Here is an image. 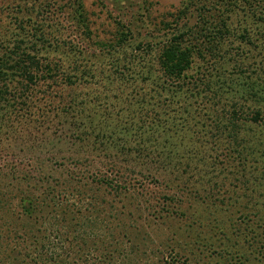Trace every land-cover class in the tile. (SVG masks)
<instances>
[{"label": "trees", "instance_id": "1", "mask_svg": "<svg viewBox=\"0 0 264 264\" xmlns=\"http://www.w3.org/2000/svg\"><path fill=\"white\" fill-rule=\"evenodd\" d=\"M64 1L69 3L74 21L83 29L88 40L92 41L84 0ZM23 2L24 7L35 10L30 13L28 21H21L22 25L30 23L40 13H51L60 0ZM221 2L224 6L228 5L227 10L223 8L218 14H211L210 7L201 8L203 11L194 25L180 23L183 18H188L190 12L189 8H185L186 10L180 12L183 16H178L176 26L171 28L174 30L171 35L167 34L163 41L156 43L149 33L145 38H149L150 43L140 42L136 48L137 53L130 56L116 55L119 51H125L134 39L132 30L125 26L121 27L114 45L95 43L100 53H115V56H83L81 50L71 43L59 48V51L64 49L63 53L66 55L35 56L32 54L34 50H22L27 41L24 39L18 40L16 51L0 56V112H7L3 118L12 124L16 121L27 125L36 121L39 116L36 122L41 124L48 119L45 115L49 110L55 111L54 119L59 124L72 125L69 131L73 132V136L75 132L76 137L71 140L82 152L77 158L82 162V167L77 172L63 168L49 171L44 167L31 172L19 166H0V264H73L67 256L57 262V257L50 254V233L46 228L52 220L57 219V225H66L71 217L72 220H77L78 216L81 218L83 215L84 220L89 222L99 207L104 208L101 210L105 215L102 221L108 222L105 228L113 235H110L113 239L106 246L113 251L108 253L106 249L108 255L103 257L105 261L112 262V254L120 253L123 248L118 237L121 233L123 238L125 234L128 235L123 228L126 227L125 222L136 224V216L145 209L143 203H136L138 196L142 197L138 178L140 174L127 173L124 165L132 164L137 159H151V163L160 165L161 175L171 169L180 183L176 185L175 195L165 199L178 204L176 195L186 189L185 182L191 181V165L195 158L192 151H186L185 147L204 141L198 137L193 140L192 136L187 138L185 135L191 123L200 116L198 111L209 103L215 109L213 115L216 118L223 116L214 121L212 129L207 132V144L203 146L210 145L219 151L224 148L223 150L232 155L238 154V159H242L238 162V167H243L244 170L249 157L264 158V152H260L259 146L257 151L252 152L251 148L250 151L243 149L248 144L254 146V141H251L252 134L258 131L264 134V80L243 73L230 80L227 86L225 80L220 79L221 84L216 89L211 81L212 74L190 75L196 58L213 64L221 61L220 56L228 54L231 39L247 45L254 42L250 35L237 36L229 27V16L225 14L230 13L227 12L230 8L236 10L239 3L236 0ZM259 14L256 12L254 15L257 17ZM260 15L264 19V12ZM46 22L44 19L34 24L32 22V26L27 24L25 28L33 33L38 43H52L48 37L50 34L47 32ZM28 41L33 42L31 38ZM145 47L149 49L146 51ZM35 86L56 89V96L42 89L45 92L44 98H39V104L35 106L38 103L34 98ZM92 88L102 91V94L107 92L113 95L111 98L125 107L123 110L127 111L126 108L136 106L131 111L134 114L133 122L126 124L125 120L121 128L117 126L112 132L96 134L93 115L89 116L87 113H97V107L100 106L97 103L101 102L102 96L83 93L84 90ZM24 89L26 93L22 95ZM78 89L82 93L77 92ZM209 94L212 95L210 99ZM111 107L115 108L113 105ZM179 124L183 129L179 128ZM179 130L184 135L178 136V141H174L172 133ZM225 132L229 133L227 139L222 137ZM248 132L251 133L250 141L243 140L241 136ZM88 134L95 135V139ZM173 142L178 144L177 148H184L183 154H180ZM224 143H227V147L221 145ZM230 158L232 160H227L229 163L236 162V159L233 160L231 156ZM56 173L66 176L63 183L57 184L53 181L57 178ZM148 173L152 179L158 176L151 171ZM77 177L78 182L75 183ZM211 177L205 180L207 186L214 182ZM204 188L209 195L213 193ZM190 191L191 194L200 195V191ZM98 193H103L104 199L101 202L97 197L94 198ZM71 196L78 198V204L74 207L69 202ZM88 197H92L91 203L85 208L81 204ZM170 202H163L165 213L179 214L178 208H174ZM116 221L123 223L118 232L119 236L114 232L119 229L112 226ZM262 225L263 223L260 224ZM254 231H243L237 238L244 243H250L249 235H253L258 250V245L261 244ZM219 236L230 241L229 247L232 249L239 243L226 232L219 233Z\"/></svg>", "mask_w": 264, "mask_h": 264}, {"label": "rangeland", "instance_id": "2", "mask_svg": "<svg viewBox=\"0 0 264 264\" xmlns=\"http://www.w3.org/2000/svg\"><path fill=\"white\" fill-rule=\"evenodd\" d=\"M236 1L239 3L236 10L230 8L227 11L230 13L225 14L229 16L227 17L229 27L235 34L237 33V36L250 35L253 44L249 45L248 42V45L241 44L240 41L231 39L229 50L227 49L228 54L220 56L221 61L213 64L196 58L190 73L195 76L212 74L211 81L216 85V89L221 84L220 79L225 80L227 86L237 75L243 73L264 80V19L263 15H260L264 12V0ZM84 4L92 41L88 40L83 29L74 21L73 11L69 10L67 1L60 0L54 5L52 12L46 14L47 16L40 13L36 19L33 17V21L22 25L21 21L26 22L35 9L24 7L23 0H0V56L16 51L17 42L21 39L27 40L22 50L29 52L34 50L32 54L35 56L66 55L63 53L64 49L59 51V48L70 43L77 46L83 56H115V53L113 55L100 53L95 43L114 45L122 26L132 30L134 39L125 51H119L116 55L130 56L132 53H137L136 48L140 42L146 44L150 41L149 38H145L149 33L156 43L163 41L167 34L171 35V32H174L171 28L176 26L178 16H183L180 12L186 10L185 8H189L190 12L188 18H183L180 23L190 25L197 23L198 16L203 11L201 8L210 7L211 14H218L223 8L225 10L228 8V5L224 6L221 0H84ZM21 11L23 13H20ZM256 12L258 14L260 12L257 17L254 15ZM43 19L47 21V32L50 34L48 37L52 43L36 42L33 33L25 29L27 24L41 22ZM30 38L32 43L28 41ZM146 47L144 49L147 51L149 48ZM135 56L139 55L135 54ZM42 89L56 96L54 93L56 89L35 86L34 98L38 102L35 106H38L39 98H44L45 92L43 93ZM80 89L77 92L82 93ZM101 92L96 88L86 89L83 92L87 95L94 93L93 96L98 94L102 96L101 102L97 103L100 105L97 107L98 114L90 110L92 113H87L89 116L93 115L96 134L112 132L117 126L121 128L125 120L126 124L133 122L132 112L137 108L136 106L126 108L127 111L123 110L125 107L114 102L115 99L111 98L113 95ZM21 93L24 95L26 89ZM211 96L209 94V99L212 98ZM112 105L115 108L111 107ZM214 110L212 103H209L207 107L198 111L200 116L191 123L185 135L187 138L192 136L193 140L198 137L204 141L201 144L185 147L186 151H192L195 158L191 165L193 170L190 173L191 181L189 183L183 181L187 184L186 189L180 195H176L178 198L176 202L181 206L165 199L175 195L176 185L180 183V180L172 174V170L168 169L169 171L161 175L160 165L151 163V159L148 161L137 159L132 164L124 166L127 173L140 174L138 178L142 187L140 189L142 197L138 196L136 203H143L145 209L136 216L138 218L136 224L125 222L126 227L123 228L127 230L128 235L125 234L124 238L123 233L121 236L118 234L123 223L113 222L112 226L119 229L114 232L119 236V244L123 247L121 252L112 254L114 258L112 262L104 260L103 255L106 256L107 252L113 251L112 248H106L109 240L113 239L110 235H113L105 228L108 222L102 221L105 216L102 212L104 208L99 207L98 212L89 222L84 220V215L81 218L76 216L77 220H72L71 217L66 225L62 223L57 225V219L49 222L46 228L50 233L49 252L57 257V262L67 256L73 264H264V158L251 155L244 170L243 167H238L242 161L238 159V154L232 155L227 150H223L224 148H220L219 151L210 145L203 146L207 144L205 140L209 137L208 130L212 129L214 121H218L223 116L216 118L213 115ZM6 114V111L0 112L1 167L19 166L31 172L42 167L49 171L60 168L75 172L80 170L82 162L77 158L82 152L71 140L76 137V133L74 132L75 136H73V132L69 131L71 124H59L54 119L55 111L49 110L45 115L48 119L41 124L36 122L39 120L38 116L36 121L27 125L16 121L15 124L7 122L3 118ZM224 118L227 120L226 117ZM179 128L183 129L181 124ZM228 134L225 132L222 137L227 139ZM182 135L184 133L181 130L172 133L174 141H178V136ZM88 136L95 139L93 134ZM122 136L124 138V135ZM252 137L254 146L247 143L248 145L243 149L250 151L251 148L252 152V150L257 151L259 146L260 152H264V134L258 131L252 134ZM241 138L250 141L251 133H245ZM221 145L227 147V143ZM175 147L177 148L178 144ZM177 149L180 154L184 153V148ZM230 156L234 158L233 160L236 159V162L229 163L227 160H232ZM60 164H63L62 167ZM149 171L158 176L152 179ZM179 175L180 173L177 176ZM210 176L214 182L211 186H207L205 180L210 179ZM55 177L57 178L53 181L57 184L63 183L66 179L65 175L58 173ZM76 179L75 183L78 182V177ZM204 187L213 191L212 196L204 191ZM191 189L195 193L200 191V195L191 194ZM102 194L98 193L94 198L97 197L101 202L104 199ZM91 198L88 197V200L81 205L86 208L91 203ZM77 200L78 198L71 196L69 202L74 207L78 204ZM145 201L148 203H144ZM163 202H170L174 208H178L179 214H166L163 210ZM153 205L156 207L154 208ZM251 230H255L257 241L261 244L258 245V250L253 235H249L250 243H244L237 238V235L243 231ZM222 232L231 234L234 241H239L234 249L229 247L230 241L219 236Z\"/></svg>", "mask_w": 264, "mask_h": 264}]
</instances>
